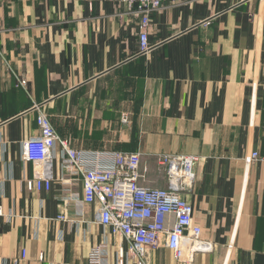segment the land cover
I'll return each instance as SVG.
<instances>
[{"label": "crops", "instance_id": "obj_1", "mask_svg": "<svg viewBox=\"0 0 264 264\" xmlns=\"http://www.w3.org/2000/svg\"><path fill=\"white\" fill-rule=\"evenodd\" d=\"M137 23L117 0H0L2 264H87L103 243L115 264L128 247L82 203L60 147L51 189L28 190L40 111L73 149L141 154L150 188L167 187L158 156L197 157L185 197L214 249L193 264H264V0H164L144 55ZM148 261L181 264L163 243Z\"/></svg>", "mask_w": 264, "mask_h": 264}, {"label": "built area", "instance_id": "obj_2", "mask_svg": "<svg viewBox=\"0 0 264 264\" xmlns=\"http://www.w3.org/2000/svg\"><path fill=\"white\" fill-rule=\"evenodd\" d=\"M117 1L125 7V12L137 15L139 52L148 54L152 48L149 42L152 14L164 7V0ZM181 1L172 0V3ZM37 125L38 135L23 144V159L33 164L35 171V178L27 183L28 190L51 189L53 163L60 147L64 173L83 184L82 203L97 204L98 223L128 244L127 249L120 248L117 252L115 264H150L148 256L162 243L181 264H193L199 254L213 251L212 244L201 239L202 229L194 222L193 206L185 197L196 181L197 157L158 156V163L166 172L167 187L150 188L141 184V154H90L73 149L58 136L50 117L42 111ZM258 158L259 153L253 152L250 160ZM63 184L69 186L70 182L63 181ZM64 192L67 204L73 200L71 189ZM3 216L0 198V218ZM58 220H67L66 214H60ZM108 254V244L95 246L87 264H108ZM18 261L14 260V264Z\"/></svg>", "mask_w": 264, "mask_h": 264}]
</instances>
